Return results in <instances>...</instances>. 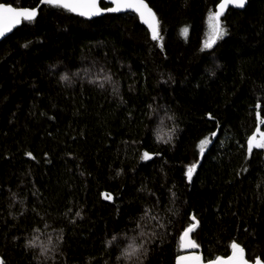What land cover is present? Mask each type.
<instances>
[{
    "label": "trees",
    "instance_id": "1",
    "mask_svg": "<svg viewBox=\"0 0 264 264\" xmlns=\"http://www.w3.org/2000/svg\"><path fill=\"white\" fill-rule=\"evenodd\" d=\"M41 2L0 0L39 8L0 42V260L175 264L196 224L206 262L236 242L264 263V149L247 150L264 133V0L222 15L210 49L221 0H145L158 40L133 11Z\"/></svg>",
    "mask_w": 264,
    "mask_h": 264
},
{
    "label": "snow or ice",
    "instance_id": "2",
    "mask_svg": "<svg viewBox=\"0 0 264 264\" xmlns=\"http://www.w3.org/2000/svg\"><path fill=\"white\" fill-rule=\"evenodd\" d=\"M43 3H47L50 6L63 7L73 12H78L81 16H98L101 15L103 11L107 12H120L125 9H131L137 12L141 20L148 25L152 32V39L158 40L159 37V22L157 20L156 14L148 6L145 0H111V3L114 4V7H108L106 9H101L98 5V0H42ZM232 4L236 7H244L245 0H223L219 5L220 11H216L209 15V33L208 38L204 41V48L210 49L221 39L225 34V29L221 26L220 16L222 15L223 9L228 5ZM38 13V9H19L18 7L6 6L0 4V36H3L6 32L11 31L12 27L20 24L21 20L32 21L35 19ZM188 29L184 28L182 34L187 36ZM67 79V77H63ZM264 123V121H261ZM260 138L257 139L256 136L249 138L247 141V150L251 154L253 148L264 149V133L259 134ZM209 143L208 139L202 140L200 142L199 148L200 153L203 154L206 145ZM29 155H31L29 153ZM143 159H150L148 153H144ZM196 168V165L193 164L187 170L188 179L191 180L192 174ZM106 199H111L110 195H105ZM79 215V213H77ZM195 220V217L192 218ZM196 224L190 225L183 232L180 237V246L183 247H192L195 248L197 245L194 241L189 238V234L195 229ZM143 235V233H141ZM115 239V237H113ZM29 246H36L35 240L29 242ZM143 246H135L134 244H129L124 250L123 256L125 259L131 260L133 257H136ZM232 254L227 257V259L217 258L216 261L210 262V264H248V260L245 258L244 249L236 242L231 244ZM193 260L199 264L201 261L200 256L194 257H179L178 261L183 262L184 260ZM0 264H4L3 260H0ZM255 264H261L259 259H256Z\"/></svg>",
    "mask_w": 264,
    "mask_h": 264
},
{
    "label": "water",
    "instance_id": "3",
    "mask_svg": "<svg viewBox=\"0 0 264 264\" xmlns=\"http://www.w3.org/2000/svg\"><path fill=\"white\" fill-rule=\"evenodd\" d=\"M223 2V0H221V2H220V4ZM248 2H249V0H245V4H244V7H242V8H240V7H236V6H234V5H232V4H228L224 9H223V12H222V15H224L229 9H232V10H236V11H243V10H245V8L247 7V5H248ZM101 3H104V4H106L107 5V8L108 7H114L115 5L114 4H112L111 3V0H98V5H99V7L103 10V9H105V8H102V6H101ZM45 4H47V3H43V2H41V5H45ZM219 4V5H220ZM5 5V4H4ZM219 5H218V7H217V11H220V8H219ZM6 6H9V5H6ZM10 6H12V5H10ZM12 7H14V6H12ZM19 9H31V8H19ZM34 9H38V13H37V15H36V17H35V19L34 20H36L37 19V17H38V15H39V8H34ZM68 10V9H67ZM70 11V10H69ZM131 11H133V10H131V9H125V10H123V11H120V12H131ZM71 12H73V11H71ZM120 12H107V11H103L102 12V14L101 15H98V16H92V17H87V16H81V15H79L78 14V12H73V13H75V14H77L78 16H81V17H84V18H87V19H95V18H99V17H103V16H105V15H111V14H117V13H120ZM133 12H135V11H133ZM137 13V12H136ZM221 15V16H222ZM220 16V17H221ZM141 19V18H140ZM34 20H32V21H34ZM25 20H21V22H20V24H18V25H15L14 27H12V29H11V31H8V32H6L3 36H0V42H2L3 40H5L7 37H9L12 33H14L18 28H20L21 26H22V24H23V22H24ZM142 21V20H141ZM143 22V21H142ZM144 23V22H143ZM144 24H146V23H144ZM147 25V24H146ZM148 26V25H147ZM189 238L191 239V233L189 234ZM183 250L184 251H186L187 253H185L184 255H182L183 257H194V256H200L201 257V261L199 262V264H210V262H214V261H216V260H214V261H210V262H206L205 261V259H204V256L201 254V253H198V252H196V251H193L194 250V248H192V247H183ZM244 253H245V258L247 259V257H246V252L244 251ZM232 254V251H231V253H230V255ZM229 255V256H230ZM182 256H180V257H182ZM179 258V257H178ZM178 258L176 259V261H175V264H197V262H195V261H193V260H190V259H187V260H184L183 262H179L178 261ZM220 258H222V257H220ZM223 259H227V257L226 258H223ZM248 260V259H247ZM248 264H255V262H250V261H248ZM261 264H264L262 261H261Z\"/></svg>",
    "mask_w": 264,
    "mask_h": 264
}]
</instances>
